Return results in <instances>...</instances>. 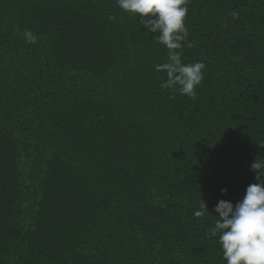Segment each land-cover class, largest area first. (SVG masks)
<instances>
[{"label": "trees", "instance_id": "trees-1", "mask_svg": "<svg viewBox=\"0 0 264 264\" xmlns=\"http://www.w3.org/2000/svg\"><path fill=\"white\" fill-rule=\"evenodd\" d=\"M187 7L194 97L116 0H0V264H226L214 208L264 159V0Z\"/></svg>", "mask_w": 264, "mask_h": 264}, {"label": "clouds", "instance_id": "clouds-1", "mask_svg": "<svg viewBox=\"0 0 264 264\" xmlns=\"http://www.w3.org/2000/svg\"><path fill=\"white\" fill-rule=\"evenodd\" d=\"M116 3L121 10L139 18L147 31L158 33L155 43L168 50V62L155 65L156 71L167 73L161 87L178 86L181 95L194 97L206 65L182 63L181 53L177 51L185 42L189 48L193 46L187 40L185 25L187 0H116ZM23 36L26 43H37L38 38L31 30L26 29ZM251 171L256 183L247 186L242 200L235 205L219 200L214 208L218 218L208 234L217 237L226 264H264V159L254 160ZM221 191L226 194L227 188ZM207 212L208 207L203 203L194 216L202 218Z\"/></svg>", "mask_w": 264, "mask_h": 264}]
</instances>
